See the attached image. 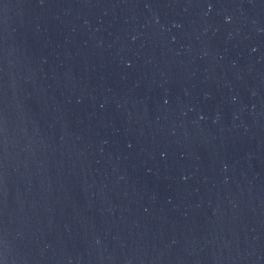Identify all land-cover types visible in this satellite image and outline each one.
<instances>
[{
  "label": "water",
  "instance_id": "obj_1",
  "mask_svg": "<svg viewBox=\"0 0 264 264\" xmlns=\"http://www.w3.org/2000/svg\"><path fill=\"white\" fill-rule=\"evenodd\" d=\"M0 264H264V0H0Z\"/></svg>",
  "mask_w": 264,
  "mask_h": 264
}]
</instances>
